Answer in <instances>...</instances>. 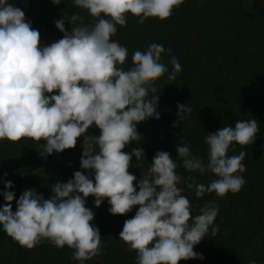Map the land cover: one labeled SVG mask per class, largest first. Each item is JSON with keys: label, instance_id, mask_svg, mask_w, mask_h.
<instances>
[{"label": "clouds", "instance_id": "1", "mask_svg": "<svg viewBox=\"0 0 264 264\" xmlns=\"http://www.w3.org/2000/svg\"><path fill=\"white\" fill-rule=\"evenodd\" d=\"M55 6L62 0H50ZM183 0H73L74 8L85 11L94 23H85L77 11L54 20L62 38L41 46L40 32L25 18L24 11L0 0V141L29 139L40 145L39 156L73 149L82 138L80 167L67 182L52 184L45 198L35 189L24 190L18 199L14 184L4 180V204L0 205V227L19 246L32 249L45 242L73 250V259L83 264L101 253L99 228L91 222L94 212L86 207L89 196L99 207L106 199L111 215L134 216L123 223L119 239L135 251L136 264H179L182 260L203 259L194 251L211 230L218 227L219 208L205 201L192 215L184 188L201 198L215 193L219 198L239 192L245 184V151L228 155L230 146L253 144L259 131L255 118L239 120L204 137L207 163L195 156L187 143L176 146L182 167L188 172H210L216 178L197 183L194 176L182 177L178 165L166 151H157L137 183L129 171L135 161L144 160V150L126 146L141 141L137 125L157 112L160 90L154 83L167 74L173 81L182 67L175 56L161 62L166 51L159 43L135 50L132 66L125 69L127 47L112 37L117 26L126 27L127 14L165 20ZM68 22L70 28L65 27ZM169 54L171 50H167ZM178 127L192 109L177 103ZM92 127L98 134H89ZM140 168L139 164L135 165ZM43 169L34 170L38 174ZM7 176V173L4 174ZM138 189V191H137ZM15 200V211L12 202ZM251 264H255L252 261Z\"/></svg>", "mask_w": 264, "mask_h": 264}, {"label": "trees", "instance_id": "2", "mask_svg": "<svg viewBox=\"0 0 264 264\" xmlns=\"http://www.w3.org/2000/svg\"><path fill=\"white\" fill-rule=\"evenodd\" d=\"M25 13L27 21L40 32L41 46L62 38L54 20L61 15L79 12L85 23L95 20L85 11L74 8L73 0H62L53 5L50 0H9ZM138 17L127 14L126 27L117 26L112 37L128 49V59L124 65L132 66L131 57L135 50H146L151 43H159L166 51L161 56L169 71L168 63L175 56L182 70L173 81L167 74L153 86L160 92L157 112L159 119L150 118L137 125L142 136L137 144L126 146L125 152L133 147L144 150V160L135 161L129 171L137 177L147 170L157 151L168 152L176 161L177 173L189 175L197 183L208 184L216 177L210 172L204 174L188 172L181 164L176 146L187 143L192 153L207 163L208 146L204 137L224 126H235L239 120L255 118L259 131L253 144L233 143L228 155H238L245 151L242 163L246 170L242 175L246 181L237 193L229 192L219 198L215 193H205L201 198L194 190L187 189L185 195L191 203L192 215L198 214L205 201H213L218 206L215 225L218 232L211 230L194 251L203 259L182 260L179 264H264V2L259 0H183L165 19L148 18L138 24ZM65 27L70 28L68 22ZM171 50V53L167 50ZM177 103L187 104L192 111L186 114L178 127ZM89 134H98L92 127ZM82 138L73 149L53 153L42 159L38 151L40 145L29 139L19 142L0 141V177L13 182L10 189L16 199L24 190L35 189L45 198L50 195L53 183L67 182L80 167ZM139 164L140 168L135 165ZM43 169L38 174L34 170ZM7 173L5 177L4 174ZM3 182L0 181V192ZM138 191V189H137ZM5 202L0 196V205ZM86 207L94 212L91 222L99 228L101 253L83 264H136L135 251H129L119 239L123 223L134 216L137 208L127 215H111L110 205L105 199L99 207L94 206V197L89 196ZM15 211V200L12 202ZM73 250L67 246L57 248L46 240L32 249L18 245L0 227V264H80L73 259Z\"/></svg>", "mask_w": 264, "mask_h": 264}, {"label": "rangeland", "instance_id": "3", "mask_svg": "<svg viewBox=\"0 0 264 264\" xmlns=\"http://www.w3.org/2000/svg\"><path fill=\"white\" fill-rule=\"evenodd\" d=\"M259 1H262V2H264V0H259Z\"/></svg>", "mask_w": 264, "mask_h": 264}]
</instances>
